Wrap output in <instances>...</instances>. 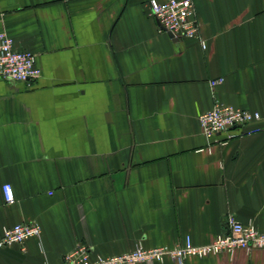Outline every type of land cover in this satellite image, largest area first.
I'll use <instances>...</instances> for the list:
<instances>
[{
    "label": "crops",
    "instance_id": "obj_1",
    "mask_svg": "<svg viewBox=\"0 0 264 264\" xmlns=\"http://www.w3.org/2000/svg\"><path fill=\"white\" fill-rule=\"evenodd\" d=\"M149 1L0 0V31L42 68L0 76V240L42 227L0 246V264H61L80 243L104 256L206 244L231 216L264 229V0H193L199 35L183 39ZM217 102L259 111L258 130L207 138L199 116ZM184 264H264V248Z\"/></svg>",
    "mask_w": 264,
    "mask_h": 264
},
{
    "label": "built area",
    "instance_id": "obj_2",
    "mask_svg": "<svg viewBox=\"0 0 264 264\" xmlns=\"http://www.w3.org/2000/svg\"><path fill=\"white\" fill-rule=\"evenodd\" d=\"M151 14L160 27L172 33L176 39L195 38L199 35V23L195 17L193 0H150ZM42 75V68L37 55L30 50L15 48L14 39L5 31H0V76L14 81L31 83ZM215 83V82H214ZM261 119L259 111L234 107L217 102L214 107L199 116L202 133L209 139L219 133H227L228 138L237 135L255 133L258 129H247L251 123ZM239 132H235V130ZM7 203L15 200L10 183L2 186ZM229 231L218 235L206 244H195L190 236L175 246L157 247L136 246L134 249L111 256L93 255V249L87 243H80L69 251L61 264H140L143 262L162 261L171 257L179 264H184L188 257L205 258L212 255L228 253L234 255L237 250L264 248V229L253 223H243L234 217L228 218ZM42 227L38 222H21L6 226L0 240V246L24 243L39 237Z\"/></svg>",
    "mask_w": 264,
    "mask_h": 264
},
{
    "label": "water",
    "instance_id": "obj_3",
    "mask_svg": "<svg viewBox=\"0 0 264 264\" xmlns=\"http://www.w3.org/2000/svg\"><path fill=\"white\" fill-rule=\"evenodd\" d=\"M169 34H170L171 36H173L172 33L169 32Z\"/></svg>",
    "mask_w": 264,
    "mask_h": 264
}]
</instances>
